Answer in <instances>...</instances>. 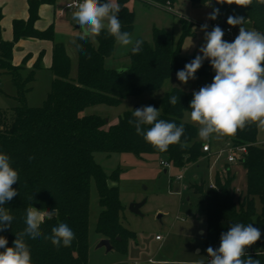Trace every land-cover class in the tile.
<instances>
[{
	"label": "trees",
	"instance_id": "trees-1",
	"mask_svg": "<svg viewBox=\"0 0 264 264\" xmlns=\"http://www.w3.org/2000/svg\"><path fill=\"white\" fill-rule=\"evenodd\" d=\"M52 0H31L30 17L27 21L14 22V40L6 41L2 36V9L0 7V74L10 76L15 87L16 105L0 110V153L9 155L12 167L18 171L19 180L12 187L17 195L3 207L13 216L11 226L5 235L7 247L13 246L16 234L25 227L26 210L35 207L40 211H55L41 224L44 236L51 229L63 223L75 233L70 247H55L44 236L31 240L25 237L31 251L32 264H89L90 252V202L91 186L94 180L98 189L101 211L96 229L103 238H109L113 248L126 250L128 241L135 232L122 223L125 206L121 200L120 167L108 174L95 159V152H130L137 155L159 154L162 160L172 167L187 169L205 159L210 166V156L204 151L205 141L198 135L196 124L184 121L190 112L193 91L174 87L160 99H151L149 105L159 109L161 119L183 124L185 128L181 142L187 140L186 147L170 145L164 153L147 144L136 134L128 120L132 119L133 108L125 111L117 123L98 114H84L86 108L106 104L120 105L130 96H138L146 91L160 89L172 75L183 70L196 56H183L181 46L191 35L192 24L182 19L183 30L177 40L173 34L154 27L152 40L143 43L137 54L129 51L130 62L123 67L107 65L113 56L117 43L106 32L94 41H80L85 51L76 47L78 57L77 76H71L72 59L63 43H54L52 64L53 80L51 89L41 105L28 103V93L33 88L39 64L28 69L25 64L13 63L15 43L22 37H35L54 40V30L34 27L39 17L41 3ZM178 0H145L148 5L172 9ZM194 3H210V14L219 9L216 19L222 20L238 8H243L253 27L264 33V3L252 0L248 6L235 3H217V0H190ZM129 0H117L120 6L118 18L122 31L133 32L136 15L129 8ZM141 39V38H140ZM96 41V43H95ZM119 69H127L120 72ZM211 64L204 60L198 70L208 75ZM175 95L177 104L169 103ZM148 105V106H149ZM258 122L249 123L235 135L226 136L235 147H244L239 153V164L244 168L247 186L237 196L236 173L233 164H224L225 175L216 171V187H210L207 177L199 175L187 189L197 196L198 204L205 208L207 225L204 230V247L220 246L222 233L234 223H252L261 231V238L250 247L255 252L247 254L264 264V147L258 143ZM34 159L29 160V157ZM161 160V161H162ZM111 181V182H110ZM245 193V194H244ZM244 194V195H243ZM260 203V207L257 203ZM4 251V249H0ZM207 264V261H204ZM164 264H188L168 261ZM190 264H199L190 263Z\"/></svg>",
	"mask_w": 264,
	"mask_h": 264
},
{
	"label": "clouds",
	"instance_id": "clouds-1",
	"mask_svg": "<svg viewBox=\"0 0 264 264\" xmlns=\"http://www.w3.org/2000/svg\"><path fill=\"white\" fill-rule=\"evenodd\" d=\"M235 3L239 6H248L252 0H217V3ZM264 3V0H258ZM120 6L116 0H79L73 19L80 28L79 40H95L106 32L119 45L118 52L124 55L129 51L137 54L141 50L142 39L128 31H122L121 21L118 18ZM219 9H214L210 19L215 20ZM243 22L242 17L228 16L227 23L235 26ZM207 29V25L202 26ZM224 31L218 25L205 31L206 43L191 62L183 70L176 73L178 80L187 84L195 79V73L207 59L215 71L211 84L202 86L193 93L189 109L190 120L199 125L198 135L208 141L214 135L232 136L237 130H242L249 123L264 126V33L255 30H246L240 27L239 34L234 41L223 39ZM191 46V45H190ZM189 46V47H190ZM76 47L85 51L81 44ZM127 72V69H119ZM175 95L169 98L173 106L177 104ZM132 119L128 120L137 135L143 140L164 153L170 145L187 146V140L181 142L185 128L161 119L159 109L154 106H143L132 112ZM34 157H29V160ZM163 163V161H162ZM19 180L18 171L12 167L9 155L0 153V231L11 226L13 216L3 207L11 201L17 191L12 187ZM53 212L42 213L35 207L26 210L25 229L16 234L12 247H7L8 241L0 236V264H32L31 251L25 237L36 240L44 234L41 224L45 216L51 219ZM52 245L59 248L70 247L75 239L74 231L66 224H59L51 229V234L44 236ZM261 238V231L253 227L252 223H234L229 230L221 234L220 246L207 248L210 259L207 264H261L259 259H253L246 249ZM199 264H205L200 261Z\"/></svg>",
	"mask_w": 264,
	"mask_h": 264
},
{
	"label": "rangeland",
	"instance_id": "rangeland-1",
	"mask_svg": "<svg viewBox=\"0 0 264 264\" xmlns=\"http://www.w3.org/2000/svg\"><path fill=\"white\" fill-rule=\"evenodd\" d=\"M129 1L136 15L134 36L140 35L143 39L150 40L153 25H165L169 22L168 18L162 15L163 12L153 7L143 8L138 3L136 4L135 0ZM175 6L176 11L183 15L212 24L208 10L202 4L179 0ZM236 17L243 18L241 11H238ZM187 22L191 24L189 20ZM229 26L234 27L235 32H239L240 27L245 29L247 27L244 20L240 25ZM69 47L70 49L73 48V46ZM118 49L119 45L117 44L113 56L107 59L108 66L123 67L129 64V53L120 55ZM71 59H73L71 76L76 78L78 57ZM170 85L171 83L167 79L158 90L146 91L138 96H130L117 106L93 105L86 108L84 114H98L107 118L109 124L117 123L125 111L137 106H148L151 99L162 98L170 90ZM42 97L40 88L33 93L35 101L31 100L30 104L41 105ZM0 98H2L1 95ZM10 103L12 104L11 99H0V110L13 107L10 106ZM189 114L190 112H186L184 121L196 124L190 120ZM196 125L199 127L198 124ZM257 140L264 147V126L259 124ZM209 141L213 150L222 151L221 155L212 158L209 167L207 162L203 160L198 165H189L187 169L172 166L167 168L161 164L163 156L159 154L137 155L130 152H95L96 161L103 166L108 174L120 167L119 185L121 200L125 206L122 213V223L135 232V237L128 241L126 250L113 248L107 251L106 247L98 246L103 238L96 229L101 206L98 189L93 180L90 202L89 264H159V262H150V259L190 264L210 259L207 249L204 247V232L201 231L205 230L207 225L205 208L198 204L197 196L192 194L187 186L195 181V173L200 176L204 174L209 182L214 181L216 170L225 175L224 164L228 162V149L232 144L229 138L222 135H214ZM234 170L236 172L237 196H240L242 190H246V175L244 168L240 165L235 164ZM179 174L183 175L182 180L177 179ZM144 199L146 202L140 208V213L130 210L131 203L141 202ZM257 206L260 207L259 202ZM8 229L9 227L1 231V235H5ZM157 235L160 237L159 239H157ZM197 248H201V251H197Z\"/></svg>",
	"mask_w": 264,
	"mask_h": 264
},
{
	"label": "crops",
	"instance_id": "crops-1",
	"mask_svg": "<svg viewBox=\"0 0 264 264\" xmlns=\"http://www.w3.org/2000/svg\"><path fill=\"white\" fill-rule=\"evenodd\" d=\"M30 1L31 0H0V7L2 9V14H3L1 25H2V36L4 40L6 41L14 40V36H15L14 22L16 20L27 21L29 19ZM65 1L66 0H52V1L41 3L38 9L39 17L34 23V27L38 30H46L48 27L52 26L54 30V40L44 39V38H35V37H22L15 43L13 58H12L13 63L15 65L25 64L28 69H31V68L36 67L39 64V68H37V77L33 83V88L31 89V91L28 93V96H27L29 104L31 100L35 101V99L33 98V93L35 91H38L41 88L42 96H43L41 99L42 100L41 102L43 103L48 92L51 89L52 80L54 77L52 69H51L53 60H54V43L55 42L63 43L70 58H74V57L76 58L77 56V52H76L77 50H75L76 48L75 43H76L77 38L79 37L81 30L77 22L73 19V13L75 11H66L64 15L62 16L58 15V9L62 7ZM135 1H136V4L138 3V5L142 6L143 8L153 7L157 9L158 11H161L164 13L162 15L167 17L169 22L165 25H162V24L158 26L156 24L153 25L152 32H153L154 27L164 28L173 34L175 42H177L183 30L182 19H185L187 21L189 20L190 23L192 24L193 33L187 36L185 40L183 41V44L181 46V54L183 56L202 55V53L199 52V49L201 48V46H203L206 43L205 31L210 32L212 30L211 24L205 23L203 21L202 22L197 21L196 19H193L191 17H188L186 15H183L177 12L175 5L172 7V9L165 10L160 7L148 5L147 3H145L144 0H135ZM186 1L192 2L190 0H186ZM101 2L102 3L108 2V0H101ZM130 4L131 2L129 1L127 5L129 6L131 10H133ZM195 4H200V3H195ZM202 5L207 8L209 17H210V7H209L210 3L208 2ZM238 11H241L242 13L243 20L245 21L247 25L246 30L257 31L253 27L251 21L248 19L245 13V10L243 8L236 9L234 13L231 14L230 16L236 17ZM216 20H219V19H215V20L211 19L212 23ZM203 25H207L206 30L202 28ZM135 27H136V19H135L134 30H135ZM134 30L132 34L134 33ZM224 33L225 34H224L223 39H225L228 42L234 41L235 37L239 34V32H235L234 27H233V31L230 34L226 32ZM233 35H235V37H233ZM137 38L143 39L142 36L140 35L137 36ZM144 40L150 41L152 40V37L150 40L148 39H144ZM69 46H73V48L74 47L75 48L73 49L71 47L70 49ZM72 62H73V59H72ZM214 75H215V71L211 67V71L208 75L200 74L197 71L195 73L196 78L190 79L187 84L180 82L176 76V73L172 75L170 78H168V81H170L171 83L170 89L174 87H179L185 90L195 92V91H198L202 86L211 84L213 81ZM15 92H16L15 87L11 81L10 76L6 74H0V95L2 96V98L0 99H6V98L11 99L12 104L10 103V106H14L13 104L14 103L16 104V100L13 98V95H15ZM32 106H38V105H32ZM185 117H186V113H185L184 118ZM205 143H209L211 147V151L208 152L210 156V164H211L212 158L215 157L216 153H218L219 151L213 150L212 144L210 143L209 140L205 141ZM203 160L205 159H202V161ZM232 164L235 165L236 163H232ZM236 165H239V164H236ZM233 169H234V166H233ZM198 176L199 174L195 173L194 177L198 178ZM41 212L47 213V212H53V211H41ZM54 213L56 214L55 211ZM157 237L159 236L157 235ZM154 261L156 263L159 262V264L167 262V261H156V260Z\"/></svg>",
	"mask_w": 264,
	"mask_h": 264
},
{
	"label": "built area",
	"instance_id": "built-area-1",
	"mask_svg": "<svg viewBox=\"0 0 264 264\" xmlns=\"http://www.w3.org/2000/svg\"><path fill=\"white\" fill-rule=\"evenodd\" d=\"M79 2V0H66L65 3L62 5V7H60L58 9V15L62 16L65 14L66 11H76V4ZM223 21L222 20H216L214 21L212 24H211V27L213 29V27L215 26H219L221 27L222 30H224V32L226 33H231L233 31V28L229 25H223ZM203 149L204 151L206 152H210L211 151V147L209 145V143H206L204 146H203ZM229 154H228V162L230 163H237L239 161V153L242 152V151H245V148L244 147H235L233 145H231L229 147ZM222 154V151L221 152H218L216 153V155H221ZM163 161V163H162ZM161 161V164L164 165L165 167L169 168L171 167V164L166 161V160H162ZM177 179L179 180H182L183 179V175L182 174H179L177 176ZM210 187L212 188H215L216 187V183L215 181H211L210 182ZM157 238H160V237H157ZM256 250L253 248V247H248L246 249V252H255ZM150 262L154 263L155 261L153 259H150L149 260ZM134 264H138V263H134Z\"/></svg>",
	"mask_w": 264,
	"mask_h": 264
},
{
	"label": "water",
	"instance_id": "water-1",
	"mask_svg": "<svg viewBox=\"0 0 264 264\" xmlns=\"http://www.w3.org/2000/svg\"><path fill=\"white\" fill-rule=\"evenodd\" d=\"M227 18H224L223 19V25H226L227 24ZM139 106H137L136 108H138ZM146 202V199H144L143 201L141 202H133L131 203L130 205V210H132L133 212L135 213H140V208L145 204ZM159 217H161V215H159ZM202 232H204V230H201ZM99 247H106L107 251H110L113 249V244L111 243L110 239L109 238H102V240L100 241ZM213 249H218L219 247L217 245H214V246H211ZM198 250L197 251H201V248H197Z\"/></svg>",
	"mask_w": 264,
	"mask_h": 264
}]
</instances>
